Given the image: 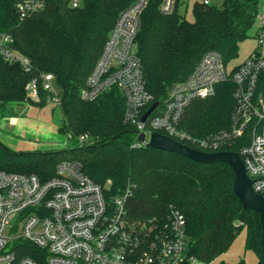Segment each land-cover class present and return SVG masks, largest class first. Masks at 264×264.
<instances>
[{
    "label": "trees",
    "instance_id": "trees-1",
    "mask_svg": "<svg viewBox=\"0 0 264 264\" xmlns=\"http://www.w3.org/2000/svg\"><path fill=\"white\" fill-rule=\"evenodd\" d=\"M20 1L0 0V35L11 36V47L28 59L30 68L26 72L0 57V115L11 104L45 105L50 94L42 90L41 75L50 73L60 99L61 131L71 136L72 148L23 152L0 143V170L47 179L60 158L69 155L109 196L125 195L129 226L140 230L176 209L184 218L188 253L203 264L224 253L244 228V249L255 254L256 264H264L258 215L242 210L226 164H199L178 154L134 146L136 133L123 120L124 100L117 89L90 102L79 96L110 30L133 0H78L76 7L72 0H42V9L24 19L15 11ZM258 1L222 0L216 5L196 0L193 20L188 21L178 6L171 14H162L158 0H151L141 13L135 45L153 101L161 104L170 86L185 80L205 52H218L226 63L235 56L239 42L257 22ZM31 79L37 80L38 102L26 97ZM232 109L231 85H221L212 96L192 101L180 125L195 136L213 134L228 128ZM82 134L88 137L80 143L77 137ZM13 249L18 257L41 264L39 249L24 242Z\"/></svg>",
    "mask_w": 264,
    "mask_h": 264
},
{
    "label": "built area",
    "instance_id": "built-area-1",
    "mask_svg": "<svg viewBox=\"0 0 264 264\" xmlns=\"http://www.w3.org/2000/svg\"><path fill=\"white\" fill-rule=\"evenodd\" d=\"M150 1L133 0L119 14L80 98L90 102L117 89L124 100L123 120L136 133L134 146L144 147L138 134L144 135L145 144L152 132L205 152L237 145L253 192L264 196V15L257 17V47L243 62L228 68L218 52H205L188 77L172 84L164 101L141 121L154 101L145 88L135 38L141 13ZM71 4L76 7L78 0ZM177 6L179 0H158L162 14H171ZM42 7V0H21L15 11L24 19ZM11 44L10 35H0V57L27 72L28 59ZM221 85H231L228 128L203 137L184 130L180 124L189 104L212 96ZM41 87L50 94L47 101L60 103L52 74L41 75ZM26 97L39 101L36 79L26 84ZM87 137L82 134L77 140L81 143ZM125 217V195L109 196L104 186L83 172L78 160L60 161L47 179L0 170V264H38L17 256L13 247L18 242L39 249L41 264H201L188 253L184 218L176 209H169L163 221L150 220L140 230L129 226ZM6 226L19 228L20 233L4 234Z\"/></svg>",
    "mask_w": 264,
    "mask_h": 264
},
{
    "label": "rangeland",
    "instance_id": "rangeland-1",
    "mask_svg": "<svg viewBox=\"0 0 264 264\" xmlns=\"http://www.w3.org/2000/svg\"><path fill=\"white\" fill-rule=\"evenodd\" d=\"M178 13L188 21L193 20L192 9L196 0H179ZM209 3L220 5L222 0H208ZM258 12L264 15V0L258 1ZM257 22L249 30L248 36L238 44L237 54L227 62L230 68L243 62L257 47ZM61 113L59 106L47 101L45 105H34L30 102L11 104L0 115V143L14 151H51L72 148L71 141L61 131ZM61 157L62 160H69ZM20 225V224H19ZM19 228L6 226L4 234L17 235ZM245 229L242 228L235 236L227 250L208 264L224 261L237 264L243 260L245 264H256L257 258L250 250L244 249ZM203 264V263H201Z\"/></svg>",
    "mask_w": 264,
    "mask_h": 264
},
{
    "label": "water",
    "instance_id": "water-1",
    "mask_svg": "<svg viewBox=\"0 0 264 264\" xmlns=\"http://www.w3.org/2000/svg\"><path fill=\"white\" fill-rule=\"evenodd\" d=\"M158 102H153L148 110L141 117V121H144L146 117L156 107ZM137 140L142 143L145 148L157 149L169 153L178 154L188 160H191L199 164H212V163H224L232 171V192L239 201L243 211H253L258 215L261 235H260V247L262 253H264V196L253 192V181L247 176L243 162L236 151H217V152H205L186 144L179 143L172 138L152 132L149 136L148 142L144 144V135L138 134Z\"/></svg>",
    "mask_w": 264,
    "mask_h": 264
},
{
    "label": "crops",
    "instance_id": "crops-1",
    "mask_svg": "<svg viewBox=\"0 0 264 264\" xmlns=\"http://www.w3.org/2000/svg\"><path fill=\"white\" fill-rule=\"evenodd\" d=\"M179 3H180V1H179Z\"/></svg>",
    "mask_w": 264,
    "mask_h": 264
}]
</instances>
